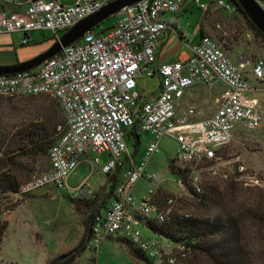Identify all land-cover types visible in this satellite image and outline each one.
I'll list each match as a JSON object with an SVG mask.
<instances>
[{
	"label": "built area",
	"instance_id": "1",
	"mask_svg": "<svg viewBox=\"0 0 264 264\" xmlns=\"http://www.w3.org/2000/svg\"><path fill=\"white\" fill-rule=\"evenodd\" d=\"M0 1L13 8L9 13L0 12V34H22L21 45H27L30 41L27 35L33 32L49 31L54 42H58L79 22L117 0H77L69 7L58 0ZM185 1L141 0L111 17L116 18L111 28L95 30L102 27L99 24L38 67L0 76L1 97L50 96L64 118V125L57 129L56 143L48 151L49 170L22 186L19 193L47 186L67 188L69 177L92 154L109 156V162L101 167L104 175L125 167L114 191L117 200L104 218L96 219L89 249L99 247L106 236L122 235L143 252L160 259L159 249H153L156 242H141L138 227L140 219L152 213L163 222L168 211H160L151 202L155 191H149L140 201L131 192L139 180H155L147 165L161 140L169 138L177 143L176 157L190 168L192 186L200 194L196 170L222 161L217 153L229 145L238 125L249 129L261 125L259 107L245 98L246 93L255 89L244 70L246 63L243 60L231 63L220 42L203 37L190 47L187 60L153 69L160 39L170 29L163 16L179 15ZM194 3L204 11L213 7L227 15L235 12L228 0H212L208 7L198 0ZM261 8L264 11L263 5ZM154 75L161 79V85L158 93L148 100L139 94L137 80ZM252 76L255 82H264V59L255 61ZM217 82L223 89L214 115L195 121L193 110L189 109L185 115L176 117L177 104L187 89L197 84L211 87ZM133 128L140 136L151 137L139 162L125 141L127 132ZM123 159L127 164L122 165ZM93 164H98L97 158L91 160L90 165ZM238 169L243 172L241 166ZM178 184L184 186L182 181ZM171 204L173 201H168Z\"/></svg>",
	"mask_w": 264,
	"mask_h": 264
},
{
	"label": "rangeland",
	"instance_id": "2",
	"mask_svg": "<svg viewBox=\"0 0 264 264\" xmlns=\"http://www.w3.org/2000/svg\"><path fill=\"white\" fill-rule=\"evenodd\" d=\"M17 1L22 0H12ZM256 1L264 6V0ZM58 2L69 7L77 0ZM211 2L212 0H199L200 5ZM3 10L9 13L13 8L0 1V12ZM219 15V41L229 54H233L229 57L230 61L246 60H243L246 63L244 70L252 79L251 83L255 89L246 93L245 98L259 107L261 125L257 129L238 125L229 145L217 153L222 161L216 160L196 170L194 175L201 188V195L206 197L205 200L192 196L184 186L178 184V178L170 173L169 165L185 170L190 168L181 162L175 161L171 164L176 160L177 143L168 138L160 142L157 153L152 156L147 166V171L156 177V183L140 180L131 193L136 199H140L150 189H157L156 202L161 208L167 209L169 215L190 214L199 218L222 212L238 215L241 225L239 245L244 248V262L264 264V218H259L264 217V82H255L252 76L255 61L264 59V39L252 32L246 20L236 10L231 16L221 13ZM202 18L203 12L197 6H191L180 18L179 25L190 35ZM115 21L116 18H110L109 22L105 21L101 26ZM22 36L17 33L0 34V64H22L38 57L55 44L49 31L45 34L33 32L30 43L25 46H21ZM158 84L157 77L139 78L137 90L147 98ZM221 88V83L215 87L216 90ZM187 97L190 101L201 99L200 89L194 88ZM51 109L55 113L59 112L50 97L0 96V124L11 127L22 123L29 124L35 118H40L41 121L42 118L49 117ZM59 115L61 117L60 112ZM59 123L63 124L62 117ZM148 141L145 135L140 136V147L135 160H140ZM2 158L3 154L0 152V159ZM94 158L98 159V164L91 166V160ZM18 161V177L23 183H29L48 169L46 158L38 160L30 156ZM108 162L109 156L106 153L99 156L92 154L82 160L68 180L67 186L72 189L69 192L66 189L44 187L0 196V224L4 221L8 224L1 242L0 264H50L53 261H56L55 264H84L88 261H98L99 264H147L135 256L129 245L112 238H104L99 248L85 250L71 261V257L67 256L79 247L83 238V224L89 218L92 207L101 205L102 201L107 202L106 195L110 185L116 188L122 180L120 175L118 180L111 184L110 181L116 179L112 177L116 171L109 175L101 172V167ZM239 166L243 172L236 170ZM83 181V188L77 192V188H74ZM83 193L90 196L84 197ZM168 199L173 201L169 208L166 206ZM143 233L147 234L146 231ZM161 248L165 255H169L168 245H162ZM164 257L162 262L151 264H166L167 258ZM188 259L189 257L186 260H177L175 264H210L203 257L196 260L191 257L190 261Z\"/></svg>",
	"mask_w": 264,
	"mask_h": 264
},
{
	"label": "trees",
	"instance_id": "3",
	"mask_svg": "<svg viewBox=\"0 0 264 264\" xmlns=\"http://www.w3.org/2000/svg\"><path fill=\"white\" fill-rule=\"evenodd\" d=\"M228 1H230L234 6L236 12H238L246 20L248 27L252 30V32L264 39V36L247 20L246 16L242 12L241 8L237 5L235 0ZM107 22H109V20H107ZM112 25L113 23H110L103 27L111 28ZM103 27H99L98 29L96 28L95 30H99ZM159 81L161 85V79ZM37 97L50 96L40 95L27 98ZM52 100L56 103L53 98ZM56 105L61 114L63 124L59 123L61 119L59 112L57 111V113H55L53 109L49 111L51 117L49 115V117L42 118L41 121L40 118H35L29 124L22 123L11 127H7V124H0V152L3 154V158L0 159V196L3 197L7 193L18 194L20 192V188L27 184V182L23 183L18 177L20 171V163L18 159H25L30 156L38 160L46 158L48 162L47 171L49 170L48 151L56 143L58 127H62L64 125L62 111L57 103ZM35 120L38 121L35 122ZM125 141L130 153L135 159V155L137 154L140 147V135L137 134L135 128L127 132ZM159 145L160 143L158 144V147ZM144 151L141 155V158L144 155ZM135 161L139 162L140 160ZM175 161L179 162L177 157L176 160L171 162V164L175 163ZM125 164H127V161L123 159L122 165ZM124 168L119 167V169L116 170V173H113L115 174L116 179L114 181H110L111 184L117 181L120 175L122 177V174L125 170ZM120 171L122 172L120 173ZM169 171L172 175L178 178V181H182V184L192 194V196L195 198H201L202 200L206 199V197H203L204 195H201L202 191L200 194H198L192 186L190 179L191 177L189 176L190 171L176 168L173 165H169ZM147 182L151 184L154 182L156 183V177L154 181ZM52 188L66 189L68 192L72 190L69 189L68 186L67 188ZM115 189V186L110 185L109 191L107 190L108 193L106 195V198L108 199L107 202L102 201L101 205L92 207L89 218L83 224V238L80 241L79 247L67 255L68 257H71L70 261L85 250H89V239L92 235L93 229L95 228L96 219L104 218L105 213L110 208L111 204L117 200L116 196L114 197ZM149 191L157 192V189H150ZM149 191L144 193L140 199H136L133 195L132 196L135 200L140 201L149 193ZM111 196L112 199L109 198ZM170 200L172 199H168V201ZM168 201L166 204L167 208L171 206L168 205ZM151 202L154 203L160 209V211H167V209L161 208L156 202V194L154 197H152ZM12 209L13 207L10 209V211H12ZM1 213L2 210L0 208V214ZM259 218L262 219L264 217ZM140 222L141 225L138 227L140 241L150 243L154 240L156 242V246L153 249H159V252L162 255L160 259L157 258V255L143 252L139 245L130 239H125L122 235L106 236L105 238H112L116 241L124 242L127 244V246L129 245V248L134 252L135 256L142 259L147 264H151L152 262L160 263L162 262V259L165 258L164 256L167 258L166 264H175L177 260H186L188 257V261H190L191 257L195 258V260L198 257H203L209 261L210 264H246L244 262V248L239 245L241 242L240 220L239 216H236L234 213L229 214L222 212L213 216L201 218L190 214L178 216L173 214L169 215L168 213L163 222H159L157 215L152 213L147 218H141ZM7 227L8 224L6 221L0 224V247ZM143 231H146L147 234H144ZM162 245H168L170 248L169 255H165L163 253L161 248ZM55 263L56 261H53L50 264ZM92 263L99 264L98 261H93Z\"/></svg>",
	"mask_w": 264,
	"mask_h": 264
},
{
	"label": "crops",
	"instance_id": "4",
	"mask_svg": "<svg viewBox=\"0 0 264 264\" xmlns=\"http://www.w3.org/2000/svg\"><path fill=\"white\" fill-rule=\"evenodd\" d=\"M209 5H210V3H208L204 6L208 7ZM191 6H197L194 3V0H186L182 6V9H181L179 15L174 16V15L165 14L163 16V19L166 21V23L170 29H168L163 34L162 38L160 39L158 48L156 50V62H155V65L153 67V69L155 71L157 70L158 66L161 64H172L174 62H179V61L183 62V61L187 60L191 55L190 47L195 45L196 43H198L201 40V38H203V37H210L214 41L220 42L219 41L220 35L218 33L219 31H217V30L220 29L221 25L217 21V19L220 18L219 13H221L223 15H225V13H222V12L217 11V10L215 11V9L213 7H210L209 9L204 11V10L200 9L199 6H197L203 12V18H202L201 22L196 26V28H194L193 32L190 35H187L185 33L186 30L183 29L179 25V23H180V18L183 17V15L191 8ZM229 16H231V15H229ZM28 36H29V38H31V34L27 35V37ZM220 43H222V42H220ZM230 55H233V54L228 53L229 57H230ZM241 56H244V55H241ZM232 57L234 59V56H232ZM31 60H29V61H31ZM29 61H26V62H29ZM244 61H246V60H244ZM26 62H23V63H26ZM230 62L231 63H237L238 60L234 59V61H230ZM16 65H19V64H16ZM16 65L14 64L12 66H9V64H0V68L14 67ZM143 77H146V76H142L140 78H143ZM153 77H157L160 80V78L157 75H154ZM153 77H151V78H153ZM146 78H149V77H146ZM218 84L219 83L217 82L214 85H212L211 87L204 86L201 84H197V85H194L191 88L187 89L185 94L183 95V97L181 98V100L177 104L176 117H181V116L185 115L189 109L193 110V113H194L193 120H195V121L201 120L204 118H208V117L214 115V113L216 112V110L218 108L217 99L219 97L221 90L223 89V85H222L221 90H216L215 87ZM194 88L200 89V93H201L202 98L190 101L187 97V94L190 93ZM159 89H160V81H159L158 86L153 90V92L150 93L151 95L149 97H147L146 99L149 100L152 97H154L158 93ZM145 137H146V139H149V141H150V139H151L150 136L145 135ZM97 156H99V155H97ZM112 177H115V175ZM67 183H68V181H67ZM77 187H75L74 189H76ZM107 193H108V191H107ZM109 198L112 199V196Z\"/></svg>",
	"mask_w": 264,
	"mask_h": 264
},
{
	"label": "water",
	"instance_id": "5",
	"mask_svg": "<svg viewBox=\"0 0 264 264\" xmlns=\"http://www.w3.org/2000/svg\"><path fill=\"white\" fill-rule=\"evenodd\" d=\"M141 0H117L91 17L82 20L69 31L64 33L58 42L47 50L45 53L32 59L29 62L16 65L14 67L0 68V76L18 74L28 70H32L42 64L45 60L58 54L62 48L73 44L79 40L85 33L94 29L99 24L109 20L111 17L120 12L123 8L129 7ZM241 8L247 20L264 36V11L256 0H235Z\"/></svg>",
	"mask_w": 264,
	"mask_h": 264
},
{
	"label": "clouds",
	"instance_id": "6",
	"mask_svg": "<svg viewBox=\"0 0 264 264\" xmlns=\"http://www.w3.org/2000/svg\"><path fill=\"white\" fill-rule=\"evenodd\" d=\"M259 4V3H258ZM260 5V4H259ZM234 7V6H233ZM261 7V6H260Z\"/></svg>",
	"mask_w": 264,
	"mask_h": 264
}]
</instances>
